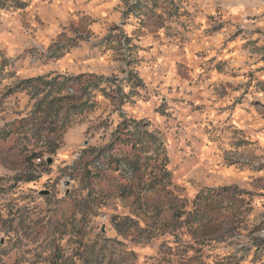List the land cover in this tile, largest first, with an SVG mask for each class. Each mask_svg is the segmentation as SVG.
<instances>
[{
  "label": "rangeland",
  "instance_id": "obj_1",
  "mask_svg": "<svg viewBox=\"0 0 264 264\" xmlns=\"http://www.w3.org/2000/svg\"><path fill=\"white\" fill-rule=\"evenodd\" d=\"M57 253L264 264V0H0V264Z\"/></svg>",
  "mask_w": 264,
  "mask_h": 264
},
{
  "label": "trees",
  "instance_id": "obj_2",
  "mask_svg": "<svg viewBox=\"0 0 264 264\" xmlns=\"http://www.w3.org/2000/svg\"><path fill=\"white\" fill-rule=\"evenodd\" d=\"M9 1V0H5ZM6 6L5 4H2V7ZM39 81V80H38ZM33 82L32 80H29L27 83ZM51 84V83H48ZM51 264H71L67 262L66 260H63L62 257L57 253L55 257L52 259Z\"/></svg>",
  "mask_w": 264,
  "mask_h": 264
}]
</instances>
